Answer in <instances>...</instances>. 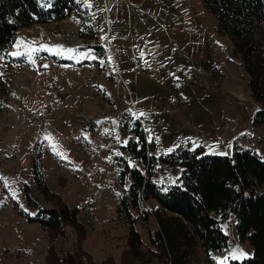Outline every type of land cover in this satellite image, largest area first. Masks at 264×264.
Listing matches in <instances>:
<instances>
[{"label":"rangeland","instance_id":"374dc122","mask_svg":"<svg viewBox=\"0 0 264 264\" xmlns=\"http://www.w3.org/2000/svg\"><path fill=\"white\" fill-rule=\"evenodd\" d=\"M53 1L41 3L48 8ZM74 1L64 19L20 26L11 45L0 52V264H59L66 255L82 264L121 262L129 249L130 222L124 213L117 215L114 203L127 193L131 177L119 183L116 157L146 171L125 147L137 120L154 144L148 152L156 157L152 179L160 185L174 183L182 173L179 159L161 160L178 148L204 146L211 154L251 149L264 159V126L253 122L263 104L253 97L242 60L231 39L217 32V20L203 0L189 4L208 35L206 53L177 45L165 51L151 41L156 35L146 31L135 35L139 19L133 13L146 15L143 6L148 0ZM121 11L131 25L128 34L121 31L125 24L117 16ZM158 12L160 18L164 11ZM14 52L22 55L10 54ZM192 52L195 55L189 56ZM39 153L44 185L53 197L41 191L34 178ZM55 159L64 165L67 192L90 190L101 174L115 179V197L110 194L108 207L98 210L94 199L81 196L67 202L64 193L52 190L47 183L62 180L44 175ZM26 184L42 206H57L59 200L82 207L78 219L85 237L68 225L56 235L21 215L14 201L31 216L38 212L26 201ZM158 207L151 198L140 210L131 208L144 261L152 257L149 235L159 227L152 213ZM218 218L228 240L222 250L210 254L211 259L217 264L237 248L247 254L239 260L252 256L250 243L239 238L235 213ZM196 257L198 263L208 264L202 248Z\"/></svg>","mask_w":264,"mask_h":264},{"label":"trees","instance_id":"16d2710c","mask_svg":"<svg viewBox=\"0 0 264 264\" xmlns=\"http://www.w3.org/2000/svg\"><path fill=\"white\" fill-rule=\"evenodd\" d=\"M217 20L218 33L227 35L234 52L243 62L248 85L256 101L262 103L253 122L264 126V0H203ZM74 0H54L47 8L41 0H0V52L11 45L18 28L32 22H51L68 17L75 7ZM127 126V125H126ZM132 136L125 146L144 164L146 171L131 166L122 156H117L121 167L120 183L130 175L127 193L121 197L118 214H125L130 222L128 251L120 263L107 259L103 264H200L196 259L199 249L207 255L208 264H216L211 253L222 250L228 236L223 232L218 215L226 217L235 213L237 232L242 241L253 248L252 256L234 260L231 264H264V159L251 149H234L232 154L206 153L204 146L195 149L178 148L161 160L181 162L182 173L174 183L160 185L152 179L155 155L148 152L154 147L148 142L140 122L130 129ZM178 152V153H177ZM41 153L33 164L36 184L46 195L50 190L44 185L40 165ZM26 201L37 207L35 216L24 212L16 201L13 206L29 222H38L54 234L64 226L78 229L84 238L86 229L78 219L77 207L59 201L57 206L46 207L38 203L28 184L23 187ZM153 198L159 207L152 213L159 227L150 233L151 258L144 261L141 250L142 237L135 226L131 208L140 210L143 202ZM147 219V216L144 217ZM49 264V263H48ZM50 264H53L50 262ZM59 264H82L75 256L66 255Z\"/></svg>","mask_w":264,"mask_h":264},{"label":"crops","instance_id":"0c3cea01","mask_svg":"<svg viewBox=\"0 0 264 264\" xmlns=\"http://www.w3.org/2000/svg\"><path fill=\"white\" fill-rule=\"evenodd\" d=\"M122 1H125V0H122ZM140 1L142 2V0ZM176 1L177 3H174V4L170 0H166L165 2H162V0L146 1L143 6L144 9H146L145 10L146 15L143 12H136L135 14L133 13V15H136L135 17L137 18V19L135 18V20L139 19L137 26L136 27L134 26L135 28H133L135 30L134 34L138 35L146 31L145 33H149L148 35L150 34L156 35V37L151 41L162 44L163 49L165 51L169 50L168 47L177 45V46H182L187 51L190 48L192 50L194 49L196 50V53L200 48L203 50L202 53H206L207 51L206 48L208 46V43H207L208 35L205 32L203 26L200 25V22H201L200 18L197 15H195L194 13L195 11L192 9V6L189 4V0H176ZM122 3H124L122 4L124 5V8H122V10H124V13L127 14V18H128L129 11L127 10V8H125V2H122ZM149 3L151 4L148 5ZM162 4H165V6H163ZM162 7H164V9H162ZM174 8H176L175 11H174ZM161 10H163L164 12L159 18L158 16L159 12L158 13L156 12L161 11ZM169 10L174 11L172 15L168 14ZM117 16L125 20V24L123 25V28H121V31L124 32L125 34H128V31H129L128 28L131 25L128 24V21L126 20V16L123 15L122 11ZM143 17H145V20H142ZM193 54L195 55V52H192V54H189V56H193ZM54 161H55V164L47 168V172H45L44 176L47 179L48 178L54 179V177L56 176L57 178H60L62 182L58 184L55 181L51 183H47L46 181V183L48 184V186H50L52 190L64 193V198L67 199V202L68 201L73 202L74 200H76V198L81 196L85 200H88L89 198L94 199L92 200L93 201L92 203H95L97 205L96 208H98V210H105L108 207L109 205L108 203L110 202V194H112L113 198L115 197V194L113 193L114 190L116 189L115 179L110 181L108 180L106 176H103V174H101L97 178L93 177L96 183L92 184L94 186L90 190H87V191L83 190L82 192H79V193L67 192V189L64 187V184H63L64 183V165L59 164L61 160L55 159ZM116 164H117V161H116ZM120 170L121 168L119 169V173H120ZM119 173H118V180L120 183ZM78 184L80 185L81 183L79 182ZM84 192H85L86 197L82 196ZM87 194L89 195L87 196ZM97 194H100V196H98ZM155 201L158 203L157 200ZM120 202H121V198L118 201H115L114 203L118 216H121L118 214V207L120 205ZM71 207L73 208L77 207L80 209L78 215L82 212V209H81L82 207H80L79 205L71 206Z\"/></svg>","mask_w":264,"mask_h":264},{"label":"snow or ice","instance_id":"6c2138e0","mask_svg":"<svg viewBox=\"0 0 264 264\" xmlns=\"http://www.w3.org/2000/svg\"><path fill=\"white\" fill-rule=\"evenodd\" d=\"M68 51H73V50H68ZM10 54L14 55V56L22 55V53H20V52H14V53H10ZM45 67H47V66L45 65ZM141 115H143V113H141ZM46 139H50V137H46ZM169 151H172V149H169ZM0 179H3V178L0 177ZM246 256H247V254L244 253L242 250H240L238 248L237 249H233L231 252H229L228 255L223 257L222 260H218L217 264H227V262L230 259L239 260V259L244 258Z\"/></svg>","mask_w":264,"mask_h":264},{"label":"bare ground","instance_id":"6f19581e","mask_svg":"<svg viewBox=\"0 0 264 264\" xmlns=\"http://www.w3.org/2000/svg\"><path fill=\"white\" fill-rule=\"evenodd\" d=\"M212 86V85H211ZM216 90V88H214ZM213 93V92H212ZM220 93V92H219ZM217 109V108H216Z\"/></svg>","mask_w":264,"mask_h":264}]
</instances>
